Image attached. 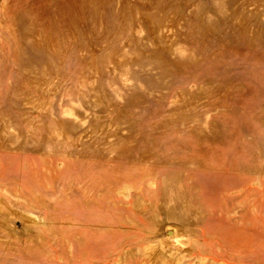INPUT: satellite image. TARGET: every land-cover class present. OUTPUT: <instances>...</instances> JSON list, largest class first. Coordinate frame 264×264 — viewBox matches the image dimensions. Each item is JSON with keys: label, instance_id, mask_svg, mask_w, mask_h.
I'll return each mask as SVG.
<instances>
[{"label": "rangeland", "instance_id": "374dc122", "mask_svg": "<svg viewBox=\"0 0 264 264\" xmlns=\"http://www.w3.org/2000/svg\"><path fill=\"white\" fill-rule=\"evenodd\" d=\"M0 264H264V0H0Z\"/></svg>", "mask_w": 264, "mask_h": 264}]
</instances>
